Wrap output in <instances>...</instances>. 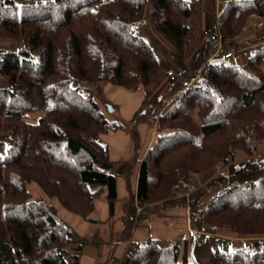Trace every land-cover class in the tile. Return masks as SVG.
<instances>
[{
    "label": "trees",
    "instance_id": "obj_1",
    "mask_svg": "<svg viewBox=\"0 0 264 264\" xmlns=\"http://www.w3.org/2000/svg\"><path fill=\"white\" fill-rule=\"evenodd\" d=\"M148 6L155 31L178 54L187 55L188 0H41L21 5L0 0V38L20 43L18 50L0 53V76L9 83L0 88V131L10 133L8 153L0 156V264L80 262L82 246L73 245L70 225L57 206L32 196L33 185L88 221L95 209L91 186H105L113 215L115 164L100 137L128 126L122 119L107 120L94 96L83 95L80 86L111 85L134 92L155 82L159 60L137 33ZM254 14L264 19V0L226 2L218 19L223 40L234 42ZM263 66L264 47L243 68L207 62L197 85L178 100H167L171 103L159 116L162 129L140 164L136 199L141 206L168 202L176 186L185 192L192 172L215 166L203 156L215 154L225 164L237 149L252 154L253 144L264 140ZM142 120L148 122L141 107L129 121L134 139ZM250 167L258 165L249 160L232 168L231 183L207 206L191 201L194 225H216L236 238L237 246L213 252L210 264L264 263V251L252 252L244 244L254 239L255 248L264 240V176L251 183L245 176ZM244 180L251 184L248 189L236 185ZM190 238L151 239L137 245L122 264H191L186 251Z\"/></svg>",
    "mask_w": 264,
    "mask_h": 264
},
{
    "label": "rangeland",
    "instance_id": "obj_2",
    "mask_svg": "<svg viewBox=\"0 0 264 264\" xmlns=\"http://www.w3.org/2000/svg\"><path fill=\"white\" fill-rule=\"evenodd\" d=\"M14 1L19 5L36 4L41 2V0H14ZM103 1L107 2L109 0H103ZM188 1L192 14L188 21V25L191 29L190 37H189L191 46L187 55L185 54V56H181L180 54H178V52L173 48V46L169 44L167 41H165L155 31L152 21L151 6H148L146 9L144 24L141 25L137 30V33L152 47L160 63V71L158 72L155 82L152 83L147 88L142 87L143 89L148 90L151 96L141 106L142 113L143 114L147 113L148 116V122H146V120H142V122L146 123L148 126L150 125L152 131L153 132L155 131V134L161 131L160 129H162L159 116L161 115V113L164 112L166 108L169 107L167 100H169L170 98H173L172 100L174 101H176V98L178 100V97L176 96L173 97L171 96L170 98L168 96L171 92L170 91L171 87L169 86L170 84L169 82L171 81L166 77L165 74L166 69L169 67H176L181 65V66H186L191 71H193V75L191 77H193L194 75H200L201 70L198 69L202 66V64L206 60H208L207 54L210 53L209 56H211L214 53L216 54V51H218V46L210 45L202 41L201 31L203 30L204 27L210 28L212 24L215 22V14L217 12V9L220 7V5L218 4L219 0H188ZM221 1L225 2V0H221ZM260 24L263 25L260 26ZM261 39H264V19L261 18L258 14H254L250 17L246 27L242 29V32L238 37H236L234 42L223 40L222 43L223 46L231 45L232 47L233 46L232 44L237 43V47L233 48V50L236 52L234 57L232 59L225 60L224 59L225 49L224 50L222 49L223 51L221 50V52L217 54L218 56L213 61V63L225 62L227 64H235L242 68L246 67L249 60L257 52L260 51V49L255 48L256 46L255 47L253 46ZM6 46L9 48V50H18L20 48V43L15 40L0 38V49H2L3 47L7 48ZM197 47H199V50L202 51H198ZM195 49H197L196 50L197 53L195 54L194 58L191 59L190 61V56H192L191 52ZM165 57L170 59L167 62H171V63L175 62V63L174 64L168 63V67L165 66V68H163V62H164L163 59ZM207 62L204 64L203 68L205 67ZM262 70L264 72V66L262 67ZM178 84L179 86H181V83ZM8 86L9 83L7 79L0 76V88H7ZM74 86L76 87L77 85L74 84ZM104 87L105 86H103L101 90L100 88H96L93 86L91 87L80 86V90L81 93L85 96L87 95L94 96V99L97 101V103L100 106V109L103 111V113L105 114L106 118L109 121H118L121 119V116L119 110L120 108L117 103H121L120 98L124 99L127 92L132 93L133 91H128L119 88L117 92L111 90H109L108 92L105 90ZM181 93H182V88L180 94ZM159 98H163L164 99L163 101L165 103L164 102L156 103V100ZM108 105H111L112 107L114 106L115 110L113 112H110ZM195 119L197 120V122H199V119L197 117H195ZM124 122L127 123L128 126L127 131L130 133V131H132L134 127L131 126L129 121L124 120ZM138 125L136 127L137 133H138ZM138 137L140 139L139 133H138ZM254 141L252 143H254ZM9 144H10V133L8 131H0V156L5 157L7 155ZM137 144L140 145V147H142L140 140L139 142H137ZM251 149H252L251 155L247 154L248 152L237 149L234 152L235 153L234 157L230 161V163H225V164L217 161L213 156L215 154H210V156H203V157H208L210 160L216 163L215 166L202 173L192 172L191 183L185 192H183L181 189H179L176 186L173 190L174 191L177 190V193L174 196H172V198L168 202H162L156 206L177 204L180 206H185V207L187 206L189 208V206L191 205V201H193L196 198L195 201H197L200 208H203L207 206L208 203H210V201L214 199L222 190H224L229 186V184L232 181L230 178V172L232 168L239 167L245 164L246 162H248L249 160L257 164L258 168L250 167L246 171L245 176L251 183L258 181L264 176V166H263L264 140L259 144H253ZM209 150L211 153H215V152L217 153L215 149H209ZM222 178H225L226 180L218 181L221 180ZM190 187H191V191L189 189ZM30 190L32 196L37 200L51 202L52 204L56 205L59 214L62 216L61 212H63V208H61L56 201L49 200L39 190L37 186L34 185L31 186ZM155 209L157 208L154 207L153 210ZM147 215L148 213L146 214L144 211L143 217L145 216L146 218ZM192 225L194 231L203 232L205 234H212L213 239L203 240V245L199 246L197 240L191 234V238L188 240V244L186 245V251L188 253L191 264H210V258L213 252L216 251L229 252L232 250L233 248L232 241L233 239H236L234 238V234L226 230H222L220 227L216 225L211 226V228L207 225L206 226L203 225L202 222H199V224L197 225L196 224L195 225L192 224ZM213 227H215V229L212 230ZM254 241H255L254 239H246L244 244L248 249H251L252 252L264 251V240H261L260 242H256L258 244V247L253 248L255 244ZM72 242L74 246L81 243L84 244L83 238L79 237L78 235L73 236Z\"/></svg>",
    "mask_w": 264,
    "mask_h": 264
},
{
    "label": "crops",
    "instance_id": "obj_3",
    "mask_svg": "<svg viewBox=\"0 0 264 264\" xmlns=\"http://www.w3.org/2000/svg\"><path fill=\"white\" fill-rule=\"evenodd\" d=\"M232 45L233 48L237 47V43ZM253 47L261 50L264 47V39L255 43ZM197 49L202 51L199 50V47ZM197 49L191 52L190 61L197 53ZM4 51H9V48L0 49V53ZM234 53L236 54L235 51ZM209 54H207L208 60L198 70H201L207 61L213 62L218 56L215 53L211 56ZM169 60L167 57L163 59V68L168 67V63H175L167 62ZM169 83L172 92L169 97H178L181 86L178 83ZM104 88L108 92L109 90L117 92L119 88L124 89L111 85ZM150 97L149 91L142 87L135 92H127L124 99L120 98L121 103H117L121 119L132 120L136 112ZM138 133L140 139L139 137L134 139L129 132L123 130L109 131L100 137V141L107 147L109 159L115 164L113 173L116 177L117 200L113 215L110 214L107 188L102 185L91 186L95 198V209L89 216L90 221L70 214L64 209L61 212L62 218L70 225L73 236L78 235L84 240V244L81 243L82 251L79 264H107L111 261L113 264H122L139 244H145L151 239L186 238L190 237L194 231L189 208L177 204L160 205L155 210H153L154 207H144L142 215L137 220H130L136 210L135 198L140 164L158 134L152 131L150 125L143 122L138 125ZM139 140L142 147L137 144ZM144 211L146 214L148 213L146 218V215L143 217ZM234 241L235 239L232 241L233 247L236 246Z\"/></svg>",
    "mask_w": 264,
    "mask_h": 264
},
{
    "label": "built area",
    "instance_id": "obj_4",
    "mask_svg": "<svg viewBox=\"0 0 264 264\" xmlns=\"http://www.w3.org/2000/svg\"><path fill=\"white\" fill-rule=\"evenodd\" d=\"M229 1H240V0H225V2H218L220 7L217 9V12L215 14V22L212 24L210 28H204L201 31V39L204 43L218 46V51H216V54L221 52V50L225 49L224 53V59L228 60L234 57L235 53L233 51V46H223V37L222 34L219 31V15L222 9V6L225 5L226 2ZM263 24H260L262 26ZM222 50V51H223ZM166 77L172 82V83H181L182 93L185 92L187 89L192 87L193 85H197V81L199 79V75H194L193 78L191 76L193 75V71H191L186 66H176V67H169L165 71ZM236 185L248 189L250 187V182L248 180L244 181H238L236 182ZM191 191V187L189 188ZM135 215L130 217V220H135L139 218L142 215L144 207L141 206L137 199L135 198ZM215 229V227L212 228V230ZM193 236L197 240L198 245L202 246L203 240H211L213 239L212 234H205L203 232L199 231H193ZM107 264H113V261L108 262Z\"/></svg>",
    "mask_w": 264,
    "mask_h": 264
},
{
    "label": "water",
    "instance_id": "obj_5",
    "mask_svg": "<svg viewBox=\"0 0 264 264\" xmlns=\"http://www.w3.org/2000/svg\"><path fill=\"white\" fill-rule=\"evenodd\" d=\"M108 108L110 112H113L115 110L114 107H112L111 105H108Z\"/></svg>",
    "mask_w": 264,
    "mask_h": 264
},
{
    "label": "bare ground",
    "instance_id": "obj_6",
    "mask_svg": "<svg viewBox=\"0 0 264 264\" xmlns=\"http://www.w3.org/2000/svg\"><path fill=\"white\" fill-rule=\"evenodd\" d=\"M138 219V218H137ZM137 219H135V220H137ZM192 235H193V232H192Z\"/></svg>",
    "mask_w": 264,
    "mask_h": 264
}]
</instances>
